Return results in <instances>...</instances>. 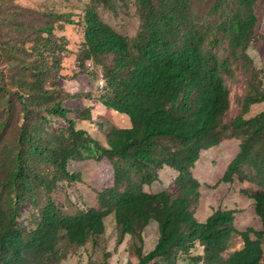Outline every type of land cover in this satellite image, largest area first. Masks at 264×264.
<instances>
[{"label": "trees", "instance_id": "16d2710c", "mask_svg": "<svg viewBox=\"0 0 264 264\" xmlns=\"http://www.w3.org/2000/svg\"><path fill=\"white\" fill-rule=\"evenodd\" d=\"M13 1L0 0L1 33L13 15L4 6ZM193 1L137 0L139 26L132 37L99 13L101 6L115 9L117 0H92L78 21L47 15L84 26L76 60L101 67L105 86L98 101L126 115L128 128L93 118L92 104L76 110L64 106L65 100L92 97L56 85L66 39L54 38L49 19L29 30L31 25L17 17L9 38L0 39V60L18 74L5 81L0 69V264H60L62 240L76 249L94 248L110 216L117 246L130 237L136 264H177L181 256L190 257L188 264H264V111L243 117L264 103L257 74L248 82L241 113L223 121L232 63L256 73L246 48L264 40V15L258 20L256 0H215L205 14L193 9ZM53 117L60 119L58 127L51 125ZM13 118L21 122L8 138ZM225 140H235L238 153L219 183L231 184L236 176L258 189L244 194L260 220L259 231H237L232 211L216 210L204 222L195 217L200 195L192 171L202 153ZM103 159L113 167V185L98 194L96 206L70 213L52 197L59 179H80L68 171L69 162ZM164 168L176 173L175 192H144ZM40 190L47 191L42 204ZM28 202L38 209L30 227L20 221L21 206ZM150 222L157 224V242L144 253L143 233ZM235 238L241 248L230 250ZM195 249L200 253L191 254Z\"/></svg>", "mask_w": 264, "mask_h": 264}, {"label": "rangeland", "instance_id": "374dc122", "mask_svg": "<svg viewBox=\"0 0 264 264\" xmlns=\"http://www.w3.org/2000/svg\"><path fill=\"white\" fill-rule=\"evenodd\" d=\"M115 9L107 6L99 7L101 17L112 25L119 33L132 37L139 26L137 14V0H117ZM215 0H194L193 9L200 14H205L207 9ZM233 2L234 0H229ZM92 0H14L9 6H4L5 13L13 14L8 16L9 24L3 25L1 40L9 38L12 23L18 19H23L31 25L29 30L45 23L49 13L57 15L63 14L65 19L78 21L82 18L84 12ZM256 16L259 19L264 15V0H256L254 5ZM1 21V18H0ZM50 25L54 27V38L65 37V49L63 64L57 73L56 85L59 89L71 94L90 93L92 99L76 98L65 100L64 106L71 109H83L86 105H93V118L105 123V121H114L121 128L130 127L129 118L113 110H107L103 104L98 101L100 95L104 92V80L102 69L92 61H88L84 66L77 62L78 53L85 40V28L83 25L70 24L65 21L59 22L51 20ZM2 40V41H3ZM28 43L27 46H30ZM246 54L251 61V70L247 71L240 67V64L233 62L231 65L232 77L226 80L229 89V109L224 116V122H230L240 113V102L244 97L248 82L251 77L256 75V82L264 89V40L255 39L246 48ZM0 69L4 74L5 81L12 76L18 75L17 71L10 70L4 60H0ZM94 74V76H90ZM50 82V79L47 82ZM4 104L0 98V117ZM17 115L19 113V103L17 102ZM264 111V103L253 105L249 108L247 114L243 117L248 119ZM15 117V116H14ZM70 119L74 118V113H69ZM21 122L20 119L13 118L8 129V138L13 136L15 125ZM60 119L51 118V125L58 127ZM81 127H87L90 130L95 127L90 126L88 122H79ZM95 134L100 135V132ZM238 153V143L235 140H225L214 149L201 154V157L192 171V175L199 184V200L194 208L195 217L199 222H204L216 210L234 212V226L239 232L252 229L261 230V223L255 214L252 201L245 194H252L258 189L238 177L233 178L231 184H220L227 165ZM68 171L80 174L78 181H69L59 179L51 192L52 197L65 206L70 213L77 209H86L96 206L98 203V194L105 188L113 185L114 171L111 163L103 159L102 161L86 160L81 162H69ZM176 173L170 169L164 168L159 172L158 181L149 187H144V192L148 194H159L162 192L174 193L173 181ZM40 203L46 199L47 191H38ZM245 193V194H244ZM38 209L32 202L21 206L20 221L27 226L32 225L34 214ZM106 233L98 239L96 246L76 249L69 246L65 240L60 242L63 248V259L60 264H136V259L132 255V240L126 237L121 246H117V232L112 216L105 221ZM144 253L150 252L157 242V224L150 222L143 233ZM241 240L235 238L230 250L241 248ZM200 250L193 251L191 254H198ZM188 257H179L177 264H188Z\"/></svg>", "mask_w": 264, "mask_h": 264}, {"label": "crops", "instance_id": "0c3cea01", "mask_svg": "<svg viewBox=\"0 0 264 264\" xmlns=\"http://www.w3.org/2000/svg\"><path fill=\"white\" fill-rule=\"evenodd\" d=\"M201 157V156H200Z\"/></svg>", "mask_w": 264, "mask_h": 264}]
</instances>
